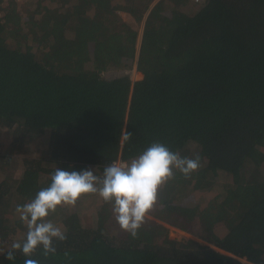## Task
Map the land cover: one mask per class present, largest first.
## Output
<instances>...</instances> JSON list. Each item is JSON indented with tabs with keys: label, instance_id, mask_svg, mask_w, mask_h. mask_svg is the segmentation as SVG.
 I'll list each match as a JSON object with an SVG mask.
<instances>
[{
	"label": "trees",
	"instance_id": "1",
	"mask_svg": "<svg viewBox=\"0 0 264 264\" xmlns=\"http://www.w3.org/2000/svg\"><path fill=\"white\" fill-rule=\"evenodd\" d=\"M0 9V131L11 141L0 165L22 169L0 171V240L24 238L16 206L47 187L56 167L102 176L160 142L201 163L159 188L154 219L136 238L121 230L111 204L88 195L76 207L101 199L96 225L73 206L58 208L50 219L67 239L54 241L55 255L38 249L31 258L264 264V0H8ZM121 13L144 22L136 82L103 76L131 69L126 61L137 52L139 34ZM125 129L132 137L121 142ZM25 150L37 156L18 160ZM216 186L214 204L183 203ZM170 227L193 238L172 239ZM4 253L0 264L25 262L20 251L13 261Z\"/></svg>",
	"mask_w": 264,
	"mask_h": 264
},
{
	"label": "clouds",
	"instance_id": "2",
	"mask_svg": "<svg viewBox=\"0 0 264 264\" xmlns=\"http://www.w3.org/2000/svg\"><path fill=\"white\" fill-rule=\"evenodd\" d=\"M132 134L123 130L121 142L130 140ZM200 157H182L160 142L152 143L146 150L128 162L116 161L106 166L102 176L92 169L63 170L56 167L47 187L37 192L35 198L17 205L15 212L26 227L22 240L13 241L5 254L9 261L20 251L26 257L24 264H40L31 257L42 249L47 259L56 254L54 241L67 239L65 232L50 216L63 206H74L82 197L97 195L112 205L113 215L121 230L133 238L138 236L146 217L157 203L158 190L179 171L185 178L200 167ZM67 256L68 254L65 253Z\"/></svg>",
	"mask_w": 264,
	"mask_h": 264
},
{
	"label": "rangeland",
	"instance_id": "3",
	"mask_svg": "<svg viewBox=\"0 0 264 264\" xmlns=\"http://www.w3.org/2000/svg\"><path fill=\"white\" fill-rule=\"evenodd\" d=\"M204 0H200V2H196L195 0H193V2L196 4V5H200L202 4ZM45 4V2H44ZM191 7V6H190ZM190 7L187 8V6L183 9L185 12L187 13H191V11L193 10L192 8L190 9ZM194 8V7H193ZM121 18L125 21V23H128L132 26V28L138 32L139 36H138V44H137V52H135V56L133 58H129V61H126V64H130L132 66L131 69L129 70H122V71H110V72H106L103 74V76L105 78H114V77H119V76H124V75H127L129 77L132 76V70H133V64L135 63V60L138 59V55H139V50H140V45H141V41H142V37H143V31H144V22L142 24H137L131 16L125 14V13H121ZM133 62V63H132ZM88 70H91L90 67L87 68ZM11 141H10V137L8 136V131L7 130H3L2 132L0 131V155L1 153H4L7 148L9 147ZM15 156H17L20 160L22 159L23 156H37L35 155L34 153H31V152H28V151H20V152H15ZM3 161L1 160V163ZM17 163H13L11 166H10V170H9V167L7 165H0V171L2 172H7L8 171L15 175V176H20L21 174V171L22 169L16 171L15 170V165ZM6 173H4L3 175H5ZM218 195H221V188L220 187H215L213 190L207 192V193H200L198 195V193L196 195H194V198H192L191 201H188L187 198L183 200V203L185 201V203L187 205H191V206H194V205H201V206H205L207 205L208 203H211V204H214V199L218 196ZM99 201V202H98ZM96 202H93L92 203V200H88V201H82L80 202L81 203V206L79 209H77L76 205H74V210H75V213H77L79 215V217L82 219V221L86 222V225L87 227H90L91 226V222H92V219H94V223L96 225L97 221L96 219H98V214L100 213V208H101V204H102V200H98ZM184 203V204H185ZM210 204V205H211ZM90 206H92L90 208ZM94 207V208H93ZM155 207V206H154ZM96 208L98 210V212L96 213ZM154 209V208H153ZM153 211V210H152ZM12 218V216H11ZM146 219H151L153 220L154 218L152 217V215L149 213V215L146 217ZM221 225V224H219ZM171 230H170V237L172 239H177V240H181L182 238H193L192 236L188 235L187 233L185 232H182L181 230L177 229V228H173V227H170ZM219 232H221V230H219ZM0 248H9L10 246V243L8 240H6L5 242H3L2 240H0Z\"/></svg>",
	"mask_w": 264,
	"mask_h": 264
},
{
	"label": "built area",
	"instance_id": "4",
	"mask_svg": "<svg viewBox=\"0 0 264 264\" xmlns=\"http://www.w3.org/2000/svg\"><path fill=\"white\" fill-rule=\"evenodd\" d=\"M0 1H4L5 4L8 2V0H0ZM11 1H13L15 4H21L25 0H11ZM195 1L197 3L200 2V0H195ZM3 16H4V11L0 9V18H2ZM133 74H135V75L139 74V71L137 69V61H135V63L133 64V70H132V76H131L132 80H133ZM117 161L124 162L121 158H119Z\"/></svg>",
	"mask_w": 264,
	"mask_h": 264
},
{
	"label": "crops",
	"instance_id": "5",
	"mask_svg": "<svg viewBox=\"0 0 264 264\" xmlns=\"http://www.w3.org/2000/svg\"><path fill=\"white\" fill-rule=\"evenodd\" d=\"M135 61H138V59L135 60ZM131 73H132V72H131ZM130 78H131V77H130ZM140 79H142V74H141V73H139L138 75L133 74V82H136V81H138V80H140Z\"/></svg>",
	"mask_w": 264,
	"mask_h": 264
}]
</instances>
